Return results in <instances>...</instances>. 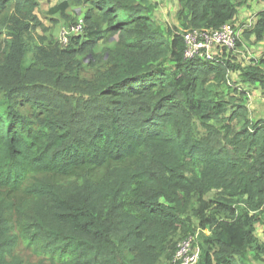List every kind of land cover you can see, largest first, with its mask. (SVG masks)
Returning a JSON list of instances; mask_svg holds the SVG:
<instances>
[{
	"label": "trees",
	"instance_id": "16d2710c",
	"mask_svg": "<svg viewBox=\"0 0 264 264\" xmlns=\"http://www.w3.org/2000/svg\"><path fill=\"white\" fill-rule=\"evenodd\" d=\"M75 1L92 7L61 44L33 35L35 0H0V264H23L21 245L41 264H172L196 230V264L259 261L264 121L227 114L213 87L238 71L264 91V59L188 60L181 35L253 0H178L165 30L146 0ZM250 35L264 38V9Z\"/></svg>",
	"mask_w": 264,
	"mask_h": 264
},
{
	"label": "rangeland",
	"instance_id": "374dc122",
	"mask_svg": "<svg viewBox=\"0 0 264 264\" xmlns=\"http://www.w3.org/2000/svg\"><path fill=\"white\" fill-rule=\"evenodd\" d=\"M36 5L33 8L32 16L36 18L31 20L33 25V35L36 37L47 36V41H58L60 29L63 26L72 25L78 20L82 19L87 11L92 7L89 2H76L75 0H68L70 3L65 9L64 13L58 12L51 13L52 8L58 6L64 0H35ZM147 5L150 6L149 13L153 19L165 30L166 28L177 27L179 29V21L177 18L178 0H146ZM249 11L246 12L245 17L239 13L234 19V25L237 31V40L239 44L234 49L224 50L230 54L231 59L235 63H239L242 66L246 64L259 63L264 59V38L262 40H256L254 35H250L247 39L243 36L244 32L249 30L251 25H247L243 18L249 19L255 15L259 9L264 8V3H249ZM251 7L253 10H251ZM14 12V9L11 10ZM250 14V15H249ZM249 15V17H248ZM252 24V22H251ZM1 37H4L2 35ZM38 37V36H37ZM38 39V38H37ZM59 42V41H58ZM31 58V54L28 53L25 57V63L28 64ZM164 66L167 69L172 67V61L165 59ZM263 66V64H262ZM214 91L219 93V96L224 101H227L229 114L233 109V104L240 103L246 108V116L248 119L263 120L264 121V91L259 86H249L242 84L238 81V71H229L228 80L225 82L214 81ZM244 124V121L235 119L233 126L235 129L240 128ZM199 236V231L196 230L193 234ZM192 234V235H193ZM256 234L260 241H264V225L256 224ZM19 257L22 259L23 264H41L40 256L33 253L30 249L20 246ZM259 261H252L253 264H264V255ZM262 260V261H260ZM47 264V262H44Z\"/></svg>",
	"mask_w": 264,
	"mask_h": 264
},
{
	"label": "built area",
	"instance_id": "2783aa9c",
	"mask_svg": "<svg viewBox=\"0 0 264 264\" xmlns=\"http://www.w3.org/2000/svg\"><path fill=\"white\" fill-rule=\"evenodd\" d=\"M249 25V24H248ZM83 20L60 29L58 41L66 44L72 34L82 32ZM183 56L185 59L199 58L212 60L219 49H234L237 43L235 25L226 22L218 28H191L182 30ZM197 234H191L179 240L172 257V264H196L200 256V247L197 243Z\"/></svg>",
	"mask_w": 264,
	"mask_h": 264
},
{
	"label": "crops",
	"instance_id": "0c3cea01",
	"mask_svg": "<svg viewBox=\"0 0 264 264\" xmlns=\"http://www.w3.org/2000/svg\"><path fill=\"white\" fill-rule=\"evenodd\" d=\"M250 2L255 3V5H256V3H260V2H257V1H255V0L246 2L245 4H243V5L239 8L237 15H238L239 13H241V14H243V17H245V15H246L245 13L249 11V9H248L249 7H248V6H250V5H249ZM247 9H248V11H247ZM262 9H264V8H262ZM262 9H259L257 12H255V15L252 16V17H250L249 19L243 18V20H245L244 22L247 23V25H248V24L251 25V22H252V24H253V23L256 21L257 13H258L260 10H262ZM251 10H253L252 7H251ZM249 15H250V14H249ZM249 15H248V17H249ZM255 233H256V232H255ZM256 237H257V240H258L259 243H264V241H260V239H259V237H258L257 234H256Z\"/></svg>",
	"mask_w": 264,
	"mask_h": 264
}]
</instances>
